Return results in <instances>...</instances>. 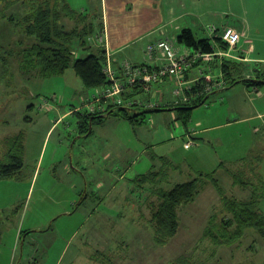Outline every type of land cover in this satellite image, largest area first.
<instances>
[{"label": "rangeland", "instance_id": "rangeland-1", "mask_svg": "<svg viewBox=\"0 0 264 264\" xmlns=\"http://www.w3.org/2000/svg\"><path fill=\"white\" fill-rule=\"evenodd\" d=\"M7 1L0 0V164L9 161L7 139L17 133L24 136V153L19 175L0 178V264H264V238L253 228L232 243L215 244L205 237L210 214L218 223L230 215L219 193L212 198L204 190L203 196L182 203L177 232L163 243L156 241L147 207L154 198L151 190L170 189L203 171L216 170L214 176L230 197L247 193L232 185L229 172L240 171L252 184L264 183V147L258 146L264 145V114L248 115L239 108L256 105L264 113V84L247 90L241 82L231 84V77H217L224 90L194 107L187 123L170 109L181 103L172 92L171 107L133 120L111 114L82 134L73 112L84 111L92 90L83 86L73 67L50 77L21 71L9 50L30 40L1 17ZM21 1L7 14H21L26 9ZM82 2L71 0L72 8ZM62 20L69 28L75 24ZM247 23L254 44L246 54L249 59L227 64L236 63L235 75L264 79V0L235 1L222 21L212 18L206 25L220 30L223 24L242 28ZM194 26L196 38L207 37L200 23ZM207 126L213 127L205 132ZM206 156L214 158L212 165L210 160L203 164ZM149 170L158 173L140 181ZM259 209L264 213V197Z\"/></svg>", "mask_w": 264, "mask_h": 264}, {"label": "trees", "instance_id": "trees-1", "mask_svg": "<svg viewBox=\"0 0 264 264\" xmlns=\"http://www.w3.org/2000/svg\"><path fill=\"white\" fill-rule=\"evenodd\" d=\"M18 1L8 0L2 9L1 17L18 34L30 40L17 51L9 50L11 58L18 59L19 67L23 73H34L36 77H50L63 74L68 67H73L83 86L91 89L92 93L95 89L109 84L104 73L107 63L106 50L101 47L96 52L82 55L78 53L79 50H84L87 47L88 38L95 31V25L87 14L71 8L67 0H23L21 3L25 1L26 9L21 14H7V9L15 7L14 5ZM65 17L75 20V24L70 28L67 27V24L62 20ZM177 40L189 48L205 53L214 52L217 41L222 48L227 47L226 43L224 44L218 36H215L213 41L210 38H196L189 28L183 29L178 34ZM73 49H78L76 54ZM0 51L4 52L2 47H0ZM223 67L224 73L228 75L231 66L226 63ZM236 82H245L258 87L264 84V79H259L258 76L255 80L250 78L231 79V84ZM210 84L211 82L201 77L186 90L189 101L173 104L174 107L170 108L176 110L177 119L187 123L192 109L205 103L211 94L220 90L219 88L208 90L207 87ZM150 91L151 89L145 90L141 85L130 86L122 93V97L132 98L145 104L154 100ZM138 108H143L144 111L138 113ZM162 108L164 107L146 108L140 104L134 106L110 105L103 112L89 113L86 110L81 112L76 109L73 113L78 114L79 131L82 134H88L91 132L93 124L102 123L111 114L133 120L138 114ZM7 144L9 161L0 164V178L18 176L23 166V134L17 133L9 137ZM157 173L158 171L149 170L138 178L145 182L153 179ZM239 173L241 172H235L232 175L233 184L246 189L247 195L238 198L227 196L224 193L213 172H199L196 177L176 183L170 189L159 187L151 190L154 200L148 201L147 207L150 209L156 241L163 243L175 235L179 226L178 209L180 205L192 201L198 193L200 184L206 180L216 187L222 207L230 215L218 223L216 221L218 217L211 214L209 217L211 225L205 228V237L210 238L215 244L232 243L239 240L246 229L253 228L264 238V213L259 209L260 200L264 197V183L260 180L258 184H252L243 180ZM250 186L253 188L249 189Z\"/></svg>", "mask_w": 264, "mask_h": 264}, {"label": "crops", "instance_id": "crops-1", "mask_svg": "<svg viewBox=\"0 0 264 264\" xmlns=\"http://www.w3.org/2000/svg\"><path fill=\"white\" fill-rule=\"evenodd\" d=\"M235 1H238L241 4L242 1L247 2V0H83V4H76L74 10L89 16V19L92 20L95 25V31L91 37L101 34L103 40L101 44L97 43L95 40H88L87 47L84 50H79L78 53L79 55H82L81 52L88 54L90 52H96L98 48L102 47L110 53L112 62L115 66H118L123 60H127L134 64L155 65L156 63L160 64L162 62L161 58L150 59L147 57L145 54V47L149 42H154L162 38L171 39L179 53H194V49L178 42V34L185 28L192 30L193 28L191 27L193 25H197L194 27H199L198 23H200L199 28H204V30L208 32L207 37L204 38H210L211 40L215 39V36L213 37V35L216 34L219 28L214 25L208 27L212 22H209V24H207L208 26L206 25V22L208 19L212 18L221 19L222 21L223 16L225 17L233 11ZM253 1L256 0H250V2ZM67 2L72 8L71 0H67ZM247 24L249 25V23ZM247 24L242 28L227 24L222 25L219 30V35L226 27H232L241 33L239 43L236 48L230 52V55H222L218 53L209 61L203 60L201 61L202 63L196 62L187 72V80L189 84H193L196 80L202 77L200 71H202L203 74H210L214 78L224 76L227 79L231 77L239 80L249 77L248 74L243 76L234 74L235 70H233V67L236 65L235 62L231 61V63H229L231 69L228 71V75L224 73L223 67L227 62H230L229 60L247 61L249 59L246 54L252 50L254 44L249 41L248 37L252 25L250 27V25L248 26ZM212 27H215L214 32L211 31ZM210 35H212V37H210ZM216 45L218 49L222 48L217 42ZM243 45H246V47ZM213 62H215L214 65L217 68L213 67ZM237 83L239 82H236L235 84ZM241 83L247 90H250L249 87L255 88V91L258 89L257 86L248 85L245 82ZM173 84V80H165L159 84H154L151 88L150 93L153 95V99L156 101H158V99L161 100L160 104L164 108L171 107L172 102H174V100L170 98V95L173 92L171 90L174 86ZM226 85H229V82ZM223 88L220 90L223 91ZM239 108L243 112H248V115L249 113H258V116L264 114L262 110L256 107V105H252V107L240 105ZM174 112L175 117H177L176 110ZM257 115L252 117H258ZM212 127L213 126H207L205 132L209 129L211 130ZM254 146L257 145L255 144ZM258 146L264 147L262 143H258ZM184 147L186 149L190 148V146L187 145V142L184 144ZM159 158H163V156H159ZM207 160H210L212 165V160H214V158L211 156L204 157L203 164H205L204 162ZM65 166L67 169V165ZM235 166V168L240 167L239 165ZM211 172L215 175L216 170ZM202 173L210 172L203 171ZM234 173L235 172H229V175L232 178V185L242 188L241 190L245 192L246 189H243L242 186L233 184L232 175ZM204 190L205 192L211 193L210 195L212 198H214V194L218 193L213 183L206 180L200 184L195 198L199 196V194L203 196ZM195 198L192 201H194ZM210 202H212V200ZM65 211L68 212V210Z\"/></svg>", "mask_w": 264, "mask_h": 264}, {"label": "built area", "instance_id": "built-area-1", "mask_svg": "<svg viewBox=\"0 0 264 264\" xmlns=\"http://www.w3.org/2000/svg\"><path fill=\"white\" fill-rule=\"evenodd\" d=\"M211 31H215V27L211 28ZM219 35V34H218ZM216 35V36H218ZM224 43L228 45L227 50H216L212 53H205L200 51H194V53H179L169 38L158 39L154 42H149L145 47V54L150 59L161 58L162 62L155 65L147 64H134L127 60L120 62L119 67L115 66L112 62L110 53L106 50L107 63L104 68V73L109 84L104 87L95 89V91L88 96L83 103V108L89 113L103 112L110 105H122V106H134L140 104L146 108L159 107L156 100L144 102L133 100L132 98L122 97V93L130 88V86L141 85L145 90L152 88L154 84H159L167 79L174 82V100L177 102H185L189 99L186 94L193 84H189L186 78L188 70L195 65L198 58L209 61L216 54L230 55V52L236 48L240 41L241 33L232 27H226L222 33L218 36ZM88 40H95L101 44L103 38L101 34H97L93 37H89ZM217 46L215 45V48ZM203 70V69H202ZM200 75L211 82L207 87L208 90L213 88H219L222 84V80L214 78L210 74H203L200 71ZM224 82V81H223ZM192 142L187 141V145L191 146Z\"/></svg>", "mask_w": 264, "mask_h": 264}]
</instances>
